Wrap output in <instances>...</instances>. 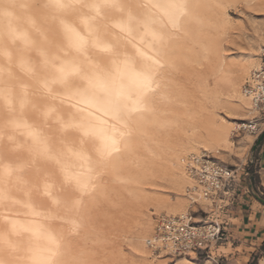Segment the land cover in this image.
Listing matches in <instances>:
<instances>
[{
	"label": "bare ground",
	"instance_id": "bare-ground-1",
	"mask_svg": "<svg viewBox=\"0 0 264 264\" xmlns=\"http://www.w3.org/2000/svg\"><path fill=\"white\" fill-rule=\"evenodd\" d=\"M210 3L0 0V47L19 52L0 58V264L89 263L72 256L82 203L133 201L130 151L152 158L162 111L179 112L167 86L197 76L200 45L216 54Z\"/></svg>",
	"mask_w": 264,
	"mask_h": 264
},
{
	"label": "rangeland",
	"instance_id": "rangeland-1",
	"mask_svg": "<svg viewBox=\"0 0 264 264\" xmlns=\"http://www.w3.org/2000/svg\"><path fill=\"white\" fill-rule=\"evenodd\" d=\"M210 1L209 8H200L198 19L207 27L208 41L215 43L216 54L211 57L209 45H200L204 57L197 62V76L183 74L178 85L167 86L168 99L179 107V112L172 119L169 112L162 111L152 158L141 151H130L142 157L145 164L142 170L135 168L134 177L138 180L133 178L132 186L137 189L131 192L133 201L107 204L97 200L88 207L82 203L84 214L80 213L75 222L77 228L74 226L82 239L73 257L85 259L84 255H88V264H197L192 257L153 256L144 241L155 215L188 210L184 194L188 183L181 172V159L186 154L206 149L222 163L233 166L240 139L254 138L236 131L240 123L252 117L249 102L240 89L248 74L264 64V0ZM19 31L25 36L33 34ZM14 48L0 47L5 65L8 58L18 57ZM181 55L183 66L196 65ZM194 133L207 136V142H197Z\"/></svg>",
	"mask_w": 264,
	"mask_h": 264
},
{
	"label": "built area",
	"instance_id": "built-area-1",
	"mask_svg": "<svg viewBox=\"0 0 264 264\" xmlns=\"http://www.w3.org/2000/svg\"><path fill=\"white\" fill-rule=\"evenodd\" d=\"M240 92L249 102L252 117L240 123L236 131L257 138L264 130V64L248 74ZM181 170L188 183L184 191L188 210L155 215L144 246L156 257H192L197 264H224V258L215 252L227 240L221 217L228 216L232 208V191L243 170L222 163L207 150L186 154ZM200 203L206 210H193Z\"/></svg>",
	"mask_w": 264,
	"mask_h": 264
},
{
	"label": "crops",
	"instance_id": "crops-1",
	"mask_svg": "<svg viewBox=\"0 0 264 264\" xmlns=\"http://www.w3.org/2000/svg\"><path fill=\"white\" fill-rule=\"evenodd\" d=\"M233 166L243 170L232 191L226 223L227 240L216 248L224 264H264V140L252 151L254 138L239 141ZM193 210H206L200 203Z\"/></svg>",
	"mask_w": 264,
	"mask_h": 264
},
{
	"label": "water",
	"instance_id": "water-1",
	"mask_svg": "<svg viewBox=\"0 0 264 264\" xmlns=\"http://www.w3.org/2000/svg\"><path fill=\"white\" fill-rule=\"evenodd\" d=\"M264 140V130L262 133L256 138L255 144L252 147V151L256 149V147Z\"/></svg>",
	"mask_w": 264,
	"mask_h": 264
}]
</instances>
